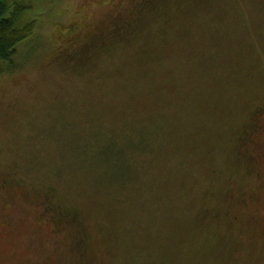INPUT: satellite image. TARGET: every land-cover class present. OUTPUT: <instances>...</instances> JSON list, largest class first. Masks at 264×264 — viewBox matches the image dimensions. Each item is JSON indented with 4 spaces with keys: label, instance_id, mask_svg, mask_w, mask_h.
<instances>
[{
    "label": "rangeland",
    "instance_id": "374dc122",
    "mask_svg": "<svg viewBox=\"0 0 264 264\" xmlns=\"http://www.w3.org/2000/svg\"><path fill=\"white\" fill-rule=\"evenodd\" d=\"M10 1L39 25L0 65V264H264V0Z\"/></svg>",
    "mask_w": 264,
    "mask_h": 264
},
{
    "label": "trees",
    "instance_id": "16d2710c",
    "mask_svg": "<svg viewBox=\"0 0 264 264\" xmlns=\"http://www.w3.org/2000/svg\"><path fill=\"white\" fill-rule=\"evenodd\" d=\"M149 0H142L139 2L141 6H145L149 4ZM27 6L22 5L19 2H11L10 0H0V65L1 64H12V59L16 51L17 45L30 37L32 32L37 28L39 23L36 22L35 19H32L27 22H21L20 17L23 15V12ZM133 11H136L134 8ZM127 23V22H126ZM97 40L94 41V46L99 47L101 45H104V47H107V40H99L101 41L100 46H98L96 43ZM114 40L108 41V43H113ZM82 50L90 51V46L88 43H86V46L81 48ZM79 50V49H78ZM78 50L74 51L71 55L75 56L77 55ZM77 55L80 57V53ZM258 108H264V105L261 104ZM255 112L252 113V116ZM258 126V123L254 120V118L251 117L249 120L243 124L242 131H240L236 135V142H239V146H241V151L237 150L235 152L236 158L240 159L242 157L243 160L246 162H249L250 160V153L252 156L255 151L250 152V147H246V144L248 142H251L253 139L252 137H257L254 135L253 129ZM244 145V148L242 149V146ZM254 149V148H252ZM237 153V154H236ZM256 167L255 161L251 164ZM246 165V172H250V166ZM258 174V173H257ZM3 185H6L7 182H9L6 178L1 180ZM19 182V180H17ZM33 202H36L39 204L40 207H42L44 204L48 206L47 212L43 211V213H47L49 218L58 225L57 228H55L56 231H59L61 227L64 224H67L69 226L75 227V237L77 239V242L80 243L78 249L83 252V255L86 254V248L83 245V242L85 240L83 230V216L81 214V210L78 206H68V205H62L59 202H55L51 199V191H48L46 195L42 198V200L35 199ZM43 262V261H40ZM39 262V263H40ZM46 262V260H44ZM36 264V263H33Z\"/></svg>",
    "mask_w": 264,
    "mask_h": 264
},
{
    "label": "flooded vegetation",
    "instance_id": "af4514ba",
    "mask_svg": "<svg viewBox=\"0 0 264 264\" xmlns=\"http://www.w3.org/2000/svg\"><path fill=\"white\" fill-rule=\"evenodd\" d=\"M78 49H80V48H78ZM78 49H77V50H78ZM55 226H57V227H58V225H57V224H56ZM57 227H56V228H57Z\"/></svg>",
    "mask_w": 264,
    "mask_h": 264
}]
</instances>
